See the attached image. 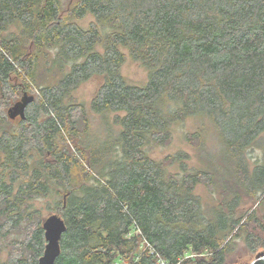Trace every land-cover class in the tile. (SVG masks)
Masks as SVG:
<instances>
[{"label":"trees","instance_id":"obj_1","mask_svg":"<svg viewBox=\"0 0 264 264\" xmlns=\"http://www.w3.org/2000/svg\"><path fill=\"white\" fill-rule=\"evenodd\" d=\"M93 78L106 136L77 145L84 105L66 100ZM189 117L193 153L153 157ZM43 199L66 226L55 264H223L237 238L264 247V0H0V264L43 254Z\"/></svg>","mask_w":264,"mask_h":264},{"label":"rangeland","instance_id":"obj_2","mask_svg":"<svg viewBox=\"0 0 264 264\" xmlns=\"http://www.w3.org/2000/svg\"><path fill=\"white\" fill-rule=\"evenodd\" d=\"M90 17L85 18L84 20L80 21L82 25L86 26L90 21ZM126 52V51H125ZM127 53V52H126ZM121 72L123 76L127 79L129 83H133L136 85H143L147 80V71L146 69L141 66L138 62L133 61L128 55L121 66ZM98 79L93 78L87 82L82 83L77 89H75L70 97L66 100L67 103H77L83 104L85 115L81 118L80 125L78 127L77 134L75 136L74 143L80 145L83 141L88 140L91 137V141L95 139L94 136L103 138L106 136L104 132V123L102 117L100 115H94L93 112L90 110L89 102L93 93L98 85ZM29 95H34L37 97L39 95L38 91L31 88L27 89ZM112 116H108L109 118ZM88 119L87 121H83V118ZM19 118V117H17ZM110 122V120H109ZM200 121L197 118H186L182 123L176 124L173 128V137L171 142L164 146H159L153 149L151 155L155 158H162L168 154H172L176 149L182 148L186 150L188 153L192 154L193 150L192 147L184 140L185 133H192L200 127ZM116 126H113V129H116ZM117 131V130H116ZM94 137V138H93ZM206 146L214 149L215 141L214 135H212L211 131H207L206 134ZM75 144H69L73 150H75ZM259 152L257 149L253 153V155H257L256 153ZM194 159V158H193ZM195 160V159H194ZM197 192L202 197L203 201L207 205V208L212 207L217 203V195L214 192H211L209 188L206 186L199 187ZM46 202L43 199L41 201V206L43 207V215L42 217H46L49 214H59L58 210H46ZM145 245L141 244L139 249L143 248ZM260 251H264V247H261L256 252H252L251 248L244 242L242 238H237L234 242L229 246V249L226 253L225 261L223 264H250L256 254ZM116 264H127V261L124 260H117ZM187 264H196L195 261L188 262Z\"/></svg>","mask_w":264,"mask_h":264},{"label":"water","instance_id":"obj_3","mask_svg":"<svg viewBox=\"0 0 264 264\" xmlns=\"http://www.w3.org/2000/svg\"><path fill=\"white\" fill-rule=\"evenodd\" d=\"M32 100V95L24 93L21 99L8 109V116L11 119L16 117L24 119L25 108ZM42 228L46 243L43 254L36 264H55V260L60 253V238L66 229L65 222L60 215L52 213L43 218ZM251 264H264V251L258 252Z\"/></svg>","mask_w":264,"mask_h":264},{"label":"built area","instance_id":"obj_4","mask_svg":"<svg viewBox=\"0 0 264 264\" xmlns=\"http://www.w3.org/2000/svg\"><path fill=\"white\" fill-rule=\"evenodd\" d=\"M136 232L138 233L139 231L136 230ZM143 244H144L145 246H148V244H146L145 241H143ZM145 246H144V247H145ZM160 264H164V262L160 261ZM250 264H251V263H250Z\"/></svg>","mask_w":264,"mask_h":264}]
</instances>
